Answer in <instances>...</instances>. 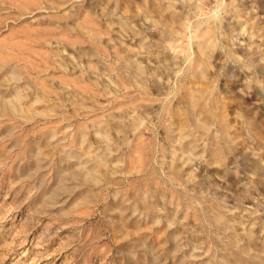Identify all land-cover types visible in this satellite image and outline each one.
Masks as SVG:
<instances>
[{
    "label": "rangeland",
    "instance_id": "374dc122",
    "mask_svg": "<svg viewBox=\"0 0 264 264\" xmlns=\"http://www.w3.org/2000/svg\"><path fill=\"white\" fill-rule=\"evenodd\" d=\"M0 264H264V0H0Z\"/></svg>",
    "mask_w": 264,
    "mask_h": 264
}]
</instances>
